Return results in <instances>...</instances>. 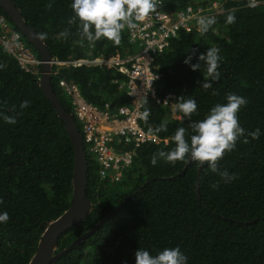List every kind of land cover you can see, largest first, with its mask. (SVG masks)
<instances>
[{"label": "trees", "instance_id": "obj_1", "mask_svg": "<svg viewBox=\"0 0 264 264\" xmlns=\"http://www.w3.org/2000/svg\"><path fill=\"white\" fill-rule=\"evenodd\" d=\"M13 1L30 27L47 33L43 41L54 60L125 56L129 48L126 28L118 46L106 38L94 45L87 38L82 40L79 20L68 24L74 15L73 0ZM213 1L162 0L168 10L206 7ZM49 3L51 9L46 7ZM222 3V11L214 15L217 22L206 34L180 30L170 47L155 58L161 75L156 83L158 95L174 93L176 101L181 95L191 97L197 101V111L191 118L179 112L180 118L174 119L169 107L145 99L144 111L150 110V116L147 123L141 120L142 126L168 142L143 143L120 182L101 180L96 161L87 153L92 209L82 223L61 236L55 254L113 214L52 264H136L140 248L156 255L177 246L187 256V264H264V0L256 8L249 7L248 0ZM233 9L236 21L227 24V14ZM0 13L41 59L39 50L1 5ZM65 29L70 31L67 40L59 35ZM210 47L219 48L222 57L218 81H205L206 62L198 61L199 54ZM192 49L198 52L191 63L199 62L200 70L193 71L184 63ZM0 65H4L0 68V113L17 121L9 124L0 115V214L7 212L10 217L7 223L0 222V264H29L46 228L72 204L75 151L63 121L42 90L41 74L24 70L1 44ZM62 78L76 83L89 102L110 103L111 111L132 104L120 88L127 77L117 69L53 64V88L71 114V99L59 86ZM204 82H211L212 87L204 89ZM229 93L248 101L240 109L239 122L249 142L244 143L242 136L218 162L221 172L226 170L236 179L225 182L207 164L200 165L190 156L175 164L158 159L152 165L154 153L175 147L172 137L179 127L187 129L190 143L191 123L204 119L216 104L227 103ZM25 100L29 106L21 108ZM164 120L167 131H156ZM257 128L260 136L253 139L248 133Z\"/></svg>", "mask_w": 264, "mask_h": 264}, {"label": "built area", "instance_id": "obj_2", "mask_svg": "<svg viewBox=\"0 0 264 264\" xmlns=\"http://www.w3.org/2000/svg\"><path fill=\"white\" fill-rule=\"evenodd\" d=\"M223 1L225 0H215L206 7L188 5L179 10H168L163 8L161 0L155 12L136 22V28H126L129 48L125 56L119 53L109 57L71 61L53 59L52 65L115 68L127 77L120 88L126 91L132 99V104L115 111H111L110 103L102 106L86 100L76 83L68 82L64 78L59 80L61 90L71 99L73 114L80 124L86 151L96 161L101 180L120 182L126 170L133 164L137 149L143 143L168 142V139L163 140L157 133L146 130L141 124L144 101L148 98L155 100L159 105L169 107L172 118H180L178 111H172V104L177 102L175 94L158 95L156 83L161 75L156 71L155 58L170 47L172 39L180 30H198V17L214 16L221 12ZM0 44L24 70L35 75L41 74V59L1 13Z\"/></svg>", "mask_w": 264, "mask_h": 264}, {"label": "clouds", "instance_id": "obj_3", "mask_svg": "<svg viewBox=\"0 0 264 264\" xmlns=\"http://www.w3.org/2000/svg\"><path fill=\"white\" fill-rule=\"evenodd\" d=\"M161 0H73L71 7L74 15L68 19V24H76L80 22L82 29L81 39L87 38V41L94 45L101 38H106L113 42L114 45H120L122 40V32L125 28H136V22L142 21L151 13L157 10ZM248 6L256 8L259 6V0H248ZM48 9L52 8V4L46 5ZM235 10H231L227 14L226 23L233 24L236 21ZM214 16L198 17L197 28L201 35L206 34L216 23ZM94 29V32H93ZM41 40L47 39L46 32L37 34ZM65 40L70 35L68 29L63 30L59 34ZM198 49H192L186 57L184 63L189 64L193 71L200 70L199 62L192 64V58L196 56ZM219 48L210 47L206 53H200L198 61H205L207 65L204 80L218 81L221 73L218 71L222 57L219 55ZM4 65H0L3 68ZM204 89L212 87L211 82L202 84ZM215 94V92L213 93ZM167 101V100H166ZM178 102L172 104L173 113L181 112L183 116L191 118L192 114L197 111V101L193 98L185 99L181 95ZM248 103L247 98L238 94L229 93L227 95V103L216 104L211 108L210 112L204 119L192 122L190 127L193 134L189 140L186 138L187 129L179 127L172 137L175 147L171 151L159 150L154 153L151 159L153 166L157 164L158 159H163L168 163L175 164L177 161H183L190 156L192 161L198 162L200 165L207 164L210 170L230 182L236 179L234 174H229L226 170L221 172L218 162L224 157L226 152L232 151L237 141L243 136L244 143H248L245 136V129L241 127L239 122V112L242 106ZM29 106V101L25 100L20 105L21 108ZM0 115H3L0 113ZM150 116V110H145L142 119L147 123ZM5 122L15 124V116L3 115ZM168 121L164 120L156 131H167ZM253 139H258L260 129L248 133ZM214 184L213 187H217ZM3 199L0 198V204ZM10 219L7 212L0 214V222L7 223ZM136 264H187V256L177 246L174 248H165L156 255H152L150 251L138 249L135 253ZM127 264V262H125Z\"/></svg>", "mask_w": 264, "mask_h": 264}, {"label": "water", "instance_id": "obj_4", "mask_svg": "<svg viewBox=\"0 0 264 264\" xmlns=\"http://www.w3.org/2000/svg\"><path fill=\"white\" fill-rule=\"evenodd\" d=\"M0 5L19 30L24 34L27 40L39 50L42 61L40 85L45 96L55 108L59 118L63 121L74 146V190L72 204L63 215L51 222L46 228L40 240L38 251L29 263L52 264L61 256L74 249L83 240H86L89 236H91L113 213L100 221L93 229L75 240L66 250L59 254H55L61 236L74 226L82 223L92 209V202L87 194L89 170L88 154L74 115L65 109L53 88V57L46 44L43 40L38 38V33L25 22L20 9L16 6L13 0H0Z\"/></svg>", "mask_w": 264, "mask_h": 264}]
</instances>
